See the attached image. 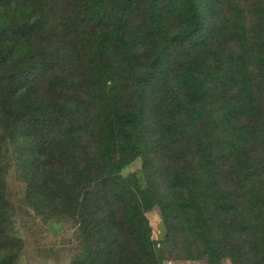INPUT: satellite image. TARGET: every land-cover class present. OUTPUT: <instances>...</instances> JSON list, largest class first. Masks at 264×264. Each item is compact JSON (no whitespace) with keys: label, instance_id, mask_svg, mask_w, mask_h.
Segmentation results:
<instances>
[{"label":"trees","instance_id":"1","mask_svg":"<svg viewBox=\"0 0 264 264\" xmlns=\"http://www.w3.org/2000/svg\"><path fill=\"white\" fill-rule=\"evenodd\" d=\"M11 168L67 264H264V0H0V264Z\"/></svg>","mask_w":264,"mask_h":264},{"label":"rangeland","instance_id":"2","mask_svg":"<svg viewBox=\"0 0 264 264\" xmlns=\"http://www.w3.org/2000/svg\"><path fill=\"white\" fill-rule=\"evenodd\" d=\"M140 168L137 159L123 170V174ZM7 194L14 206L15 228L23 240V248L16 264H67L76 252V227L68 219L50 218L37 214L23 198L24 187L17 177L14 168L9 170L6 179ZM140 199L152 227V237L161 239L164 227L159 211L145 193H140ZM163 264H203L201 261L171 260Z\"/></svg>","mask_w":264,"mask_h":264}]
</instances>
